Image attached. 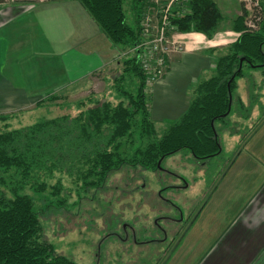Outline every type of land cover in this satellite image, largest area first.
Listing matches in <instances>:
<instances>
[{
    "label": "rangeland",
    "instance_id": "obj_1",
    "mask_svg": "<svg viewBox=\"0 0 264 264\" xmlns=\"http://www.w3.org/2000/svg\"><path fill=\"white\" fill-rule=\"evenodd\" d=\"M123 1L127 18L131 21L132 0ZM150 1L158 6L150 7L157 19L162 14V7L171 0ZM262 1L228 2L239 12L229 13L228 25L223 23L220 28H233L244 5L247 10L246 27L258 30V26L252 27L255 24L253 13L260 9L264 19ZM93 23L97 27L96 22ZM154 30H157L156 25ZM60 43L64 40L61 39ZM117 48L120 51L121 45ZM244 71L245 75L238 80L233 93L230 115L215 122L222 144V152L218 156L197 160L184 149L164 158L163 170L153 171L126 164L110 173L100 188H84L80 182L68 177L62 178L64 188L59 195L53 194L51 188L43 193L26 188L24 193L35 201L34 209L42 226L41 238L53 243L59 253L79 264H214L220 257L218 261L223 260L224 263L230 259L233 264L242 259L237 254L242 239L236 237L240 235L233 234L230 240L228 237L220 242L218 238L228 230L229 214H236L240 206L243 208L261 199V194H257V174L254 176L250 172L257 164L244 155H250V152L258 155L260 150L258 126L264 115H261L258 105L250 107L249 95L253 91L255 103L264 107V85L261 87L260 82L264 75L260 69L246 67ZM128 75L123 65L101 74L94 73L88 92L51 94L40 106L35 104L21 113L6 114L9 117L4 116L6 119L0 125L18 128L43 117L74 116L100 98L117 104L123 98L117 91L118 83L123 80V86L133 92L139 85V80L136 82ZM249 79L254 81L253 90H250ZM169 82L173 86L180 81L173 77ZM146 95L149 106L152 99L147 85ZM239 98L251 111L239 109ZM137 119L134 134L123 140L122 151L127 158L136 156L137 150L144 149L152 139L157 140L169 125V122L156 124L158 134L147 137L145 133L141 134L144 128L140 122L141 115ZM261 138L264 139V131ZM248 145L250 152L246 150ZM246 159H249L248 164L244 163ZM58 177L56 175L49 180V185L56 184ZM224 221V226L220 227L219 223ZM177 245L179 247L175 249Z\"/></svg>",
    "mask_w": 264,
    "mask_h": 264
},
{
    "label": "trees",
    "instance_id": "obj_2",
    "mask_svg": "<svg viewBox=\"0 0 264 264\" xmlns=\"http://www.w3.org/2000/svg\"><path fill=\"white\" fill-rule=\"evenodd\" d=\"M78 1L107 38L124 50L133 49L143 41L144 11L156 6L154 1L134 0L129 21L123 0ZM253 14L259 29L246 27L247 10L243 5L233 27L240 34L222 51L217 50L213 74L194 87L187 111L169 124L157 140L152 139L144 149L139 148L137 157H125L122 147L123 140L134 134L138 115L144 127L141 134L149 137L158 134V130L150 116L145 77L134 52L126 51L121 65L126 75L139 80V85L133 92L123 86V80L118 83L116 88L123 98L117 104L100 98L74 116L43 117L18 128L0 125V264H79L41 238L42 226L34 209L35 201L24 193L26 188L35 193L51 188L53 194L59 195L64 188L63 177L75 179L84 188H100L110 173L126 164L163 170V159L184 149L197 160L218 156L222 144L215 122L230 115L233 93L238 80L245 75L244 68L260 69L264 75V19L260 9ZM168 19V33L199 32L212 38L227 17L217 0H175ZM260 82L262 87L264 79ZM254 85L249 79L250 90ZM47 97L39 99L37 106ZM249 98L250 107L258 105L264 115V107L255 103L253 91ZM238 105L239 109L248 110L240 98ZM4 116L9 117L0 115V122L6 119ZM56 175H59L56 184L49 185L48 181Z\"/></svg>",
    "mask_w": 264,
    "mask_h": 264
},
{
    "label": "crops",
    "instance_id": "obj_3",
    "mask_svg": "<svg viewBox=\"0 0 264 264\" xmlns=\"http://www.w3.org/2000/svg\"><path fill=\"white\" fill-rule=\"evenodd\" d=\"M217 1L227 17L224 24L228 25L229 13L237 14L238 10L228 2L242 0ZM93 21L78 0H3L0 3V115L21 113L54 93L88 92L92 74L121 65L126 51L131 53L132 48L124 50L121 46L119 51V45L112 43ZM238 36L230 26L220 28L212 38L199 32L171 33V39L182 43V50L168 56L162 76L150 88L149 111L155 127L158 123L171 124L187 111L194 87L214 72L217 50ZM61 39L64 43H60ZM173 77L180 82L171 86L169 81ZM258 127V155L249 151V142L246 150L250 155L244 156L257 164L250 172L257 174V194H261V199L243 208L240 206L236 214H229L228 230L218 238L220 242L228 237L230 240L233 234L240 235L236 237L242 239L237 254L242 259L233 264H264L263 120ZM249 159L244 163L248 164ZM224 223L220 222L219 226L223 227ZM221 258L212 261L232 264L230 259L224 263L218 261Z\"/></svg>",
    "mask_w": 264,
    "mask_h": 264
},
{
    "label": "built area",
    "instance_id": "obj_4",
    "mask_svg": "<svg viewBox=\"0 0 264 264\" xmlns=\"http://www.w3.org/2000/svg\"><path fill=\"white\" fill-rule=\"evenodd\" d=\"M174 1L175 0H171L162 7V14H160L157 19L155 15L152 14L150 8L145 11L142 18L144 21L142 25L144 39L138 42L132 49L138 56L141 68L146 77V85L148 88H151L162 76L167 65L168 56L172 52H179L182 50L181 43L170 38L173 31L168 33L170 32L168 14ZM258 18H260V16H257L256 19ZM154 24L157 26L156 31L154 30ZM255 25L256 21L252 27H255Z\"/></svg>",
    "mask_w": 264,
    "mask_h": 264
}]
</instances>
